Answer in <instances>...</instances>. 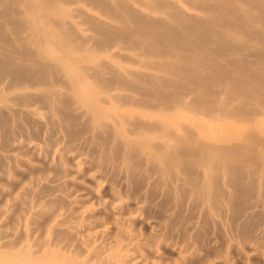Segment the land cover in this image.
Masks as SVG:
<instances>
[{"label": "bare ground", "instance_id": "obj_1", "mask_svg": "<svg viewBox=\"0 0 264 264\" xmlns=\"http://www.w3.org/2000/svg\"><path fill=\"white\" fill-rule=\"evenodd\" d=\"M0 264H264V0H0Z\"/></svg>", "mask_w": 264, "mask_h": 264}]
</instances>
